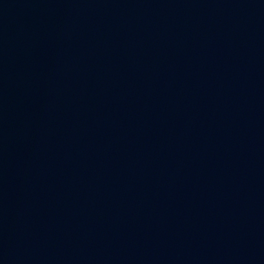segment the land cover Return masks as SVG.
<instances>
[{"label": "water", "instance_id": "1", "mask_svg": "<svg viewBox=\"0 0 264 264\" xmlns=\"http://www.w3.org/2000/svg\"><path fill=\"white\" fill-rule=\"evenodd\" d=\"M0 264H264V0H0Z\"/></svg>", "mask_w": 264, "mask_h": 264}]
</instances>
